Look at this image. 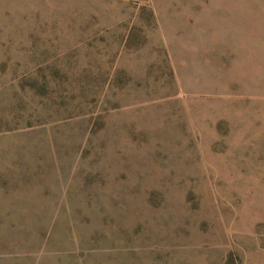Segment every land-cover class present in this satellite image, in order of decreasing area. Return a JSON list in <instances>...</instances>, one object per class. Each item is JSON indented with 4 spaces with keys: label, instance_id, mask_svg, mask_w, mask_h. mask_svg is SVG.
Listing matches in <instances>:
<instances>
[{
    "label": "rangeland",
    "instance_id": "1",
    "mask_svg": "<svg viewBox=\"0 0 264 264\" xmlns=\"http://www.w3.org/2000/svg\"><path fill=\"white\" fill-rule=\"evenodd\" d=\"M0 262L264 264V0H0Z\"/></svg>",
    "mask_w": 264,
    "mask_h": 264
},
{
    "label": "crops",
    "instance_id": "2",
    "mask_svg": "<svg viewBox=\"0 0 264 264\" xmlns=\"http://www.w3.org/2000/svg\"><path fill=\"white\" fill-rule=\"evenodd\" d=\"M5 263H7V262H0V264H5ZM57 264H67V263H59V262H56ZM35 264H43V263H41V262H36ZM51 264H53V263H51ZM68 264H70V263H68ZM78 264H84V262H79ZM123 264V263H122Z\"/></svg>",
    "mask_w": 264,
    "mask_h": 264
}]
</instances>
